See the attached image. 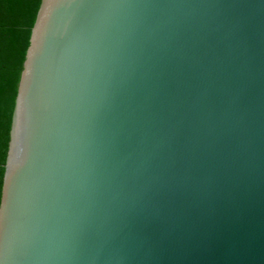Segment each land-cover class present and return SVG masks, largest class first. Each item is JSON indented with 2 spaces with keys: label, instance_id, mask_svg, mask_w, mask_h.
Instances as JSON below:
<instances>
[{
  "label": "water",
  "instance_id": "1",
  "mask_svg": "<svg viewBox=\"0 0 264 264\" xmlns=\"http://www.w3.org/2000/svg\"><path fill=\"white\" fill-rule=\"evenodd\" d=\"M0 264H264V0H42Z\"/></svg>",
  "mask_w": 264,
  "mask_h": 264
},
{
  "label": "trees",
  "instance_id": "2",
  "mask_svg": "<svg viewBox=\"0 0 264 264\" xmlns=\"http://www.w3.org/2000/svg\"><path fill=\"white\" fill-rule=\"evenodd\" d=\"M42 0H0V200L18 85Z\"/></svg>",
  "mask_w": 264,
  "mask_h": 264
}]
</instances>
